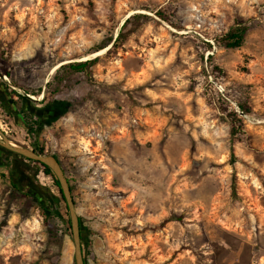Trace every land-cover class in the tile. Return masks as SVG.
Masks as SVG:
<instances>
[{"label":"rangeland","instance_id":"374dc122","mask_svg":"<svg viewBox=\"0 0 264 264\" xmlns=\"http://www.w3.org/2000/svg\"><path fill=\"white\" fill-rule=\"evenodd\" d=\"M0 70L3 134L59 160L86 264H264V0H0ZM68 219L0 146V264H74Z\"/></svg>","mask_w":264,"mask_h":264},{"label":"trees","instance_id":"16d2710c","mask_svg":"<svg viewBox=\"0 0 264 264\" xmlns=\"http://www.w3.org/2000/svg\"><path fill=\"white\" fill-rule=\"evenodd\" d=\"M138 16L134 17L137 18ZM130 23L129 19L125 20L121 30L119 31L118 35H117V39H122L125 36V33L123 32V29ZM246 33V28L242 27L240 25H237L236 27L231 28L224 36L222 39V43H223V47L226 49H239L242 46L243 40H244V36ZM116 40L114 41L113 45L116 43ZM112 42V39L108 40L106 43L102 44V46L96 48V50L94 52L100 51L102 49H105L108 45H110ZM98 57H95L93 59H89V60H85V61H76V62H69L66 64H63L61 66H59L53 76V82L50 83L48 82L46 84V91L44 94V98H48L49 96L52 97L58 93L61 92V90L63 89V83L65 81L66 78H68L69 75L72 74H79V73H89L90 69L98 62ZM1 70H0V74H1ZM5 75H7L9 77L8 73H5ZM11 83L13 85L19 86L16 84V82H14L12 79H10ZM21 89H23V91L28 94V95H32V96H38L41 93V89H38L36 91H30L28 89H26L23 86H19ZM13 95H17L20 96L19 94H17L16 92L12 91ZM234 132V131H233ZM37 154L40 155H46L43 151L42 148H40L37 151H33ZM58 163L60 164L59 160L57 159V157L53 156ZM27 160V159H24ZM29 161V160H27ZM33 162V161H32ZM39 166V170L45 175L48 176L52 179L54 186L58 189L59 195H60V202L62 203L64 210H65V214L68 217V211H67V207L66 204L63 200V197L61 195L59 186H58V182L57 180L54 178L52 171L50 170V168L48 166H46L45 164L42 163H37L34 162ZM61 166V165H60ZM13 188L17 191L18 188L16 186H13ZM70 191L72 194V187L70 186ZM73 197V195H72ZM74 201V198H73ZM75 204V201H74ZM80 221V218H79ZM67 227L70 229V224H69V219L66 222ZM80 235H81V245H82V230H81V225H80ZM54 239H56V236L54 235ZM85 264L86 261L84 260Z\"/></svg>","mask_w":264,"mask_h":264},{"label":"water","instance_id":"95a60500","mask_svg":"<svg viewBox=\"0 0 264 264\" xmlns=\"http://www.w3.org/2000/svg\"><path fill=\"white\" fill-rule=\"evenodd\" d=\"M0 137L2 138V143H0V146L12 156L18 157L20 160L27 159L29 161L42 163L50 168L54 178L58 182L61 195L67 207L71 239L73 244L74 264H85L81 245L79 217L76 213L75 204L70 191L69 181L58 161L52 155H40L33 151L23 149L21 147L14 148L10 146L9 141L1 130Z\"/></svg>","mask_w":264,"mask_h":264},{"label":"bare ground","instance_id":"6f19581e","mask_svg":"<svg viewBox=\"0 0 264 264\" xmlns=\"http://www.w3.org/2000/svg\"><path fill=\"white\" fill-rule=\"evenodd\" d=\"M105 49H103V50H100V51H98V52H96V53H94V54H92V56H97V55H99L101 52H103ZM58 67V65L56 66V67H54L52 70H51V72H53L56 68ZM5 79V78H4ZM33 98V97H32ZM0 130H2V132H4V128L0 125ZM9 144H10V146H12V147H14V148H19L17 145H15L14 143H12V142H9Z\"/></svg>","mask_w":264,"mask_h":264}]
</instances>
